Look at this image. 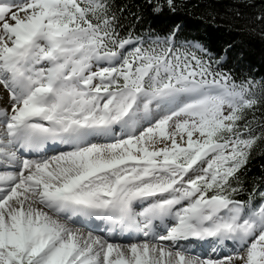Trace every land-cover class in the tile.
<instances>
[{"label": "snow or ice", "instance_id": "6c2138e0", "mask_svg": "<svg viewBox=\"0 0 264 264\" xmlns=\"http://www.w3.org/2000/svg\"><path fill=\"white\" fill-rule=\"evenodd\" d=\"M182 6L0 0V264H264V77Z\"/></svg>", "mask_w": 264, "mask_h": 264}, {"label": "trees", "instance_id": "16d2710c", "mask_svg": "<svg viewBox=\"0 0 264 264\" xmlns=\"http://www.w3.org/2000/svg\"><path fill=\"white\" fill-rule=\"evenodd\" d=\"M236 2L237 0H181L182 5L186 7L182 6L178 15L187 25L185 34L189 38H197L208 43L214 51H222L225 41L233 45L228 67L233 69L238 77L253 75L259 79L264 77V35L261 34L260 27L255 31L248 27L255 10L244 8L242 9L244 15L240 19H233V6ZM208 5H211V8ZM208 11L218 13L219 17L230 21V25L220 20L221 26L217 28L215 24L203 18ZM170 15L166 13L159 22H166ZM262 163L264 159L259 157L254 160L249 175L258 179Z\"/></svg>", "mask_w": 264, "mask_h": 264}]
</instances>
